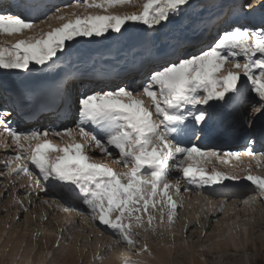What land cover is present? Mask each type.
I'll list each match as a JSON object with an SVG mask.
<instances>
[{"label":"snow or ice","instance_id":"6c2138e0","mask_svg":"<svg viewBox=\"0 0 264 264\" xmlns=\"http://www.w3.org/2000/svg\"><path fill=\"white\" fill-rule=\"evenodd\" d=\"M260 3L261 0H250L242 6L241 15ZM129 5L139 11L123 14L108 11ZM71 7L84 9L86 14L65 11ZM197 7L194 0H75L74 5L57 7L46 20L40 21L46 23L54 19L61 22L58 26L49 25L48 31L16 38L14 42L0 41V73H43L56 66L77 43V38H108L112 33H121L126 25H143L147 31L155 33L174 17ZM88 9H102L107 14L87 13ZM187 18L191 22V18ZM36 27V22L30 18L0 12V35L24 36L25 31ZM191 31L192 35L177 32L163 44L152 42L147 47L149 58L157 66L145 70L141 64L136 69L143 74L139 86L118 85L115 89H101L69 99L70 104L76 105L78 114L73 127L21 132L6 119L11 113L0 111V137H3L0 147L8 149L9 139L15 146L14 155L4 161L7 171L0 175L15 174L17 179L23 175L31 182L34 166L44 181L51 179L71 189L87 212L63 204L58 206L64 212L86 215L93 225L110 230L116 243L126 246L122 264H143L139 259H131L133 254L152 256L147 242L135 251L139 245L135 238L140 232L133 229L145 232L151 229L154 234L155 212L159 213L160 224L164 223L165 214L169 225L179 218L177 210L183 208L181 180L183 191L193 194L192 185L202 189L223 185L225 180H245L250 182L245 188L253 195L242 202L253 211L257 203L264 205V175L253 174L250 165L244 169L243 176L236 172L225 173L215 166L230 160L239 162L240 157L245 156L255 161L258 168L264 167V152L256 153L248 147L242 153H220L202 149L191 140L207 123L209 109L215 104L237 106L242 131L254 127L257 115L264 117V26H231L218 32L211 45L188 54L184 48L195 38L196 28ZM226 63L231 67L225 68ZM56 92L64 102V91L58 87ZM50 136L62 142L67 137L72 142L57 146L51 143ZM182 136L188 137L187 143ZM254 143L253 139L247 140L248 145ZM49 153L57 155L53 157ZM12 164L15 167H11ZM173 171L181 177L175 182L171 179ZM11 183L14 187L15 182ZM27 187H32L31 183ZM36 189L46 190L39 179H36ZM210 194L217 195L216 192ZM13 195L15 198L16 194ZM173 195L179 197V201L173 199ZM232 195L242 198L244 193ZM15 202L23 208L22 200L15 199ZM224 205L221 201L217 211L223 212ZM28 210L23 208L25 212ZM16 219L19 222V216ZM187 227L185 225V232ZM67 239L71 241L73 237ZM54 247H61L59 238ZM106 251L112 252V246H106ZM76 252H80L78 244ZM45 255L52 258L50 252ZM101 258L99 252L93 256V260Z\"/></svg>","mask_w":264,"mask_h":264},{"label":"rangeland","instance_id":"374dc122","mask_svg":"<svg viewBox=\"0 0 264 264\" xmlns=\"http://www.w3.org/2000/svg\"><path fill=\"white\" fill-rule=\"evenodd\" d=\"M7 1L0 0V12L4 11L3 5ZM68 1L36 0L34 5L29 6L30 11L24 15L22 11L16 12L14 10L13 14L34 20L37 27L33 31H25L24 36L7 37L0 35V41L14 42L16 38L33 36L41 30L48 31L49 25L58 26L61 22L54 19L46 23H40V21L46 20L47 16L55 12L54 6L57 7L61 3L74 4L73 1L70 0L69 3ZM249 2L250 0H194V3L198 5L197 8L180 17H174L155 33L147 31L143 25H126L121 33H112L108 38H77V43L72 45L60 61H57L54 68L43 73L8 75L13 78L17 76L20 81L29 82L28 85H32L40 79L59 82V88L65 93V111L44 113L41 115L42 120L40 122L26 119L16 108L7 105L8 96L1 86V82L0 111L10 112L11 115L6 119L11 122L13 128L21 132L46 129L59 131L63 128L73 127L78 114L75 110L76 105L70 104L69 99L74 100L81 95L79 87L76 86L77 82L81 84V87H86V93L101 89H115L118 85L124 86L125 81L126 84L131 82L132 87H137L141 84L143 74L136 69L141 64L145 70L156 65L149 58L147 51V47L152 42L161 45L166 38L172 37L177 32L192 35L191 30L195 27V38L191 44L185 46L188 49L184 50L185 53L191 54L211 45L217 33L222 31L221 26L225 29L230 26L232 22H228L229 18L227 17L230 14L240 13L241 20L244 21L242 24L240 22V26H247V23L251 24L250 18L253 21L262 22L260 25L251 24V27L264 26V0H261L260 5L256 6L254 10H244L246 14L241 15L242 6ZM5 11L10 13L8 10ZM65 11H75L81 15L86 14L84 9L76 7L67 8ZM108 11L123 14L139 11V9L129 5L117 6ZM87 13L107 14L102 9H88ZM187 17L191 18V22ZM102 65L105 66L107 72L102 69ZM229 67L231 65L226 63L225 68ZM95 72L108 76L96 81L84 79L86 74ZM130 76H132L131 81L127 80ZM70 89H72V93H69ZM215 106L219 109V116L213 118L210 114V118L203 128L210 134L218 135V139L215 140L218 141L216 142L218 144H212L211 141L207 140L201 144V137L192 136L191 140L198 147L211 149V147H224L225 144H229L231 150L225 152L242 153L248 147H251L256 153L264 152V135H262L264 117L257 115L254 127L248 131H242L238 121L239 109L237 106L221 104H215ZM223 110L227 112V118H221L223 116L220 111ZM248 111H251L250 107ZM2 138L0 137V139ZM49 139L51 143L57 146L72 142L67 137L64 138L63 142L52 136ZM181 139L185 143L188 142V137L182 136ZM248 139L255 140V143L248 145ZM222 141L228 143H222ZM8 143L10 144L8 149L0 147V172L7 171L4 167V161L9 156L14 155L15 146L11 145L10 139ZM49 155L54 157L57 154L49 153ZM97 155L99 154L97 153ZM249 165L253 174L264 175V167L258 168L255 161H250L245 156H241L239 162L230 160L227 164H215L220 171L225 173L236 172L241 176L246 174L244 169H247ZM111 166L116 167V165ZM11 167H15V164H12ZM33 171L34 176L31 182L23 175L20 179H17L15 174L10 177L0 175V264H32L36 260H42V264H81V261L83 264H122L126 258L122 255L126 253V246L117 244L115 238L110 235V230L105 229L102 225L99 227L93 225L86 215H78L77 211L64 212L58 205L73 207L84 213L87 212V209L80 204L71 189L62 187L59 182L51 179L44 181L34 166ZM180 178V174L173 171L172 181L175 182ZM36 179L41 181L45 191L36 189ZM13 181L15 182L14 187L11 183ZM241 181L246 185L250 183L245 180ZM232 182L236 181L225 180L223 185H213L219 189L216 192L217 195L212 196L205 192V189H210L209 186L197 189L195 185H192L195 194L184 192L183 181L181 180L183 208L177 210L179 218L174 219V222L169 225L165 214L164 223L160 224L159 213L155 212L153 213L156 216L154 234L151 229L147 232L143 229H133L140 232L139 237L135 238L139 240V245L135 251H139L140 247L147 242L152 251V256L148 257L147 254H144L137 257L133 254L131 259H139L143 264H264V205L257 203L255 211L249 205H245L242 200L253 195L246 188L241 192L244 193L242 198L233 197L231 194ZM29 183L32 187H27ZM220 188H226L230 193L228 192L226 196L220 194ZM172 191L174 192V190ZM13 193L16 194L15 198ZM15 199L22 200L23 208L29 210L23 211ZM173 199L179 201V197L175 195H173ZM29 200H31V206ZM45 201L47 203H44ZM221 201L225 202L224 207L226 208L235 207L238 214L236 213L232 217V215L228 216L218 211L210 218L212 207L218 206ZM17 216H19V222H17ZM185 222L186 224H184ZM232 223L236 226L239 225L238 229L240 230L239 234L236 235L237 237L233 239L228 235L225 227L232 226ZM185 225L188 226L187 232H185ZM245 228H247V235H245ZM61 229L67 230L61 231ZM102 231L104 232L103 235H101ZM69 236L73 237L71 241L67 239ZM58 238L61 242L59 249L54 247ZM77 244L80 249L79 253L76 252ZM109 245L113 248L112 252L106 251V246ZM5 249H8L7 253ZM46 252L52 253V258H48L45 255ZM97 252L102 258L93 260V256Z\"/></svg>","mask_w":264,"mask_h":264},{"label":"bare ground","instance_id":"6f19581e","mask_svg":"<svg viewBox=\"0 0 264 264\" xmlns=\"http://www.w3.org/2000/svg\"><path fill=\"white\" fill-rule=\"evenodd\" d=\"M36 1V0H35ZM70 1V0H69ZM69 1H68V3H69ZM71 1H73L74 2V4H75V0H71ZM7 3H10V5H8ZM65 4L67 5V3H61V4H59L57 7H59V8H64V6H65ZM70 4V3H69ZM73 4V5H74ZM5 5V6H4ZM3 5V7H5V9H4V11L3 12H6L5 10H8L11 14H13V11L15 10L16 12L17 11H19V12H23V15L24 14H26V12H29L30 11V8L28 7V6H26V5H21L20 3H19V0H8L5 4ZM55 7V10H56V6H54ZM15 8V9H14ZM52 9V8H51ZM247 16V15H246ZM228 18H229V21L228 22H232L231 24H230V26H235V25H237L236 23L238 22V25H240V22H241V24H242V22H244V21H242L241 20V16H240V13H233V14H230V15H228L227 16ZM250 20L252 21L251 22V24H258V25H260V24H262V22L261 21H253L251 18H250ZM251 24L250 23H247L246 25L247 26H245V25H243L244 27H248V28H256V27H251ZM230 26L229 27H227V29L228 28H230ZM242 26V25H241ZM222 28H224V29H222L221 28V30H225V27H223V26H221ZM261 27V26H260ZM195 42V41H194ZM186 49H188V48H185L184 50H186ZM157 65H155L154 67H152V68H155ZM102 67V69L103 70H105V72H107V69L105 68V66L104 65H102L101 66ZM18 77L16 76V78H13V77H11V76H8V75H4V74H1L0 75V82H1V86L3 87V89L6 91H4L5 93H7V96H8V94H10V93H21L22 92V90H19L20 88H22V87H24V85H23V81H20V80H18L17 79ZM131 79H132V76H130L127 80H130L131 81ZM37 85V84H36ZM36 85H34V87L33 88H31V90L29 91V94L28 95H32V94H36V95H32L30 98H32L33 100H34V103H35V107H36V105H38V103H40V104H42L43 103V105H48L47 103L48 102H46L45 100H44V98H41V97H39V95H38V92H40L38 89H37V87H36ZM123 85H127V86H129L130 87V85L129 84H126V81L123 83ZM76 86H78L79 87V93H81V94H85L86 93V91H85V89H86V87L84 86V87H81V84H78V82H77V84H76ZM120 86H122V85H120ZM131 87H132V85H131ZM70 93H72V89H70V91H69ZM87 93H90V91L89 92H87ZM80 95V94H79ZM7 98V97H6ZM9 99V97L7 98V100ZM9 102L7 103V105L8 106H12V102L10 101V100H8ZM37 101V102H36ZM13 107V106H12ZM48 108V107H47ZM1 110V109H0ZM9 110H12V109H9ZM8 111V110H7ZM4 112H6V111H4ZM23 116H25L26 118H28V119H32V120H34V121H37V122H40L41 120H42V117H41V115L43 114L42 112H40L39 110H32V111H25V112H22L21 113ZM197 136L198 137H201L200 139H202V140H200V143L202 144V143H204V141H211V143L212 144H218V143H216V142H218V141H215V140H217L218 139V135H216V134H210L208 131H206V129L205 128H202L199 132H198V134H197ZM196 136V137H197ZM197 140V139H196ZM199 143V144H200ZM222 143H228V142H226V141H222ZM221 144V143H220ZM218 146H220V145H218ZM211 149H214V150H216V151H218V152H220V153H225V151H228V150H231V147H230V145L229 144H225L224 145V147H211ZM233 150V149H232ZM210 166V165H209ZM238 181H236V182H232V192H231V194L232 193H241L242 192V190L245 188V185L246 184H244V182H240L239 181V183H237ZM228 184V183H227ZM218 189L219 188H215L214 186L213 187H210V189H205V192L206 193H208V194H210V193H213V192H217L218 191ZM220 192L221 193H223V194H225V196L226 195H228V192L230 193V191H228L226 188H220ZM211 195V194H210ZM212 196H214V195H212ZM233 197H240L239 195H232ZM229 205V204H228ZM231 206H232V203H231ZM230 206V207H231ZM225 209H224V211L223 212H220V213H224L225 215H228V216H231L232 215V217L234 216V215H236V213L238 214V211L235 209V207H231V208H226V207H224ZM215 212V214L218 212L217 211V205L215 206V207H212V209H211V211H210V218H212L214 215H213V213ZM243 212H245L244 210H243ZM246 213V212H245ZM243 217V216H242ZM187 222V221H186ZM186 222L184 223V224H186ZM226 227V232L228 233V235L230 236V237H232V239L234 238V237H237L236 235L237 234H239V232H240V230L239 229H237L236 228V224H234V223H232V226H225ZM241 235H242V232H241ZM240 236V235H239ZM229 237V238H230ZM60 257H63V256H60ZM1 261V260H0ZM33 262V261H32ZM32 264H42V260H36L35 261V263L33 262ZM196 264V263H195Z\"/></svg>","mask_w":264,"mask_h":264}]
</instances>
